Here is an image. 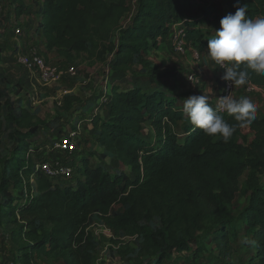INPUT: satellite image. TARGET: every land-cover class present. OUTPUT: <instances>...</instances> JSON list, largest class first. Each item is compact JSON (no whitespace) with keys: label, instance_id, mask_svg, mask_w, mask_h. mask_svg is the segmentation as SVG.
<instances>
[{"label":"trees","instance_id":"16d2710c","mask_svg":"<svg viewBox=\"0 0 264 264\" xmlns=\"http://www.w3.org/2000/svg\"><path fill=\"white\" fill-rule=\"evenodd\" d=\"M193 3L134 0L132 8L127 0H9L5 30L24 27L45 52L66 59L79 53L103 59L109 53L112 71L131 74L129 86L110 87L108 114L94 115L91 127L103 149L100 157L112 154L132 176L111 174L95 153L82 152L68 180L72 175L46 174L31 156L39 149L38 111L16 100L11 87L18 83L9 84L0 71V223L9 226L13 263L44 258L94 264L99 241L90 225L97 218L117 239L134 238L137 256L146 259L141 264H164L182 250L186 260L196 259L205 240L208 259L216 264H264V113L258 107L256 119L244 126L253 133L250 141L227 113L224 119L236 126L231 138L206 135L183 115L180 94L155 81L148 58L172 23L201 53L222 17L243 5L249 18L264 17V0H224V7L204 2L195 9ZM128 12L131 18L122 25ZM3 50L0 40V63ZM142 75L144 82L137 80ZM245 82L264 88V75L248 70ZM75 99L66 95L62 109L68 111ZM208 102L215 107V96ZM245 171L248 201L234 214L230 206Z\"/></svg>","mask_w":264,"mask_h":264},{"label":"rangeland","instance_id":"374dc122","mask_svg":"<svg viewBox=\"0 0 264 264\" xmlns=\"http://www.w3.org/2000/svg\"><path fill=\"white\" fill-rule=\"evenodd\" d=\"M127 2L133 8L134 0H127ZM193 2L194 9L198 6L200 7L204 2L212 5L217 4L222 7L221 0H193ZM8 4L9 0H0V40L3 44L9 45L8 50L10 52H12L13 45H16V51H18L24 50L26 46L35 44L47 62L61 69H65L71 64L77 68L75 76H63L47 84L41 81L33 71L24 69L17 60V57L12 60V69L16 73H24V77L21 80L15 77L18 80H15L18 83V87H11L12 93L17 95L16 100L20 101L21 105L37 109L40 118L39 122L42 125L40 130L34 135L35 145L39 149L33 150L31 156L36 158L38 162L48 161L51 164L58 162L64 169H71L82 152L83 154L93 152L97 157L102 156L103 149L95 141L91 119L97 114L103 117V114L106 113L107 116V104L112 93L110 87L112 85H118L120 88L129 86L131 74L129 72L127 74H117L112 71L109 67L111 59V54L109 53L103 59L90 56L86 53L73 54L71 59H66L55 53L45 52L41 42L38 41L39 38H33L24 27H20L19 30H3V26L6 25L7 20L2 17L5 15ZM130 18L131 13L128 12L122 20V25L127 24ZM26 19L30 21L32 17L29 16ZM175 29L179 30L177 23H172L169 28L171 33L167 37L159 39V46L148 51V58L152 66L156 68L151 75L155 81L157 79L163 82L169 91L180 94L182 99H186L189 95H206L209 98H213V89L217 88V94L223 88L224 80L219 79L223 75V72L209 57L207 50H205L204 54L199 52V59L197 60L194 59L196 49L189 47L187 44L183 46L182 53L173 51L172 42L177 37L176 32H174ZM118 31L119 29L115 31L116 35ZM178 38L182 37L178 35ZM114 40H116V37H114ZM208 62L211 66L209 70L213 75L212 80L210 79L211 74L209 73L208 66L205 65ZM167 71L168 73L165 75ZM204 72H207L210 78L204 79ZM144 77L145 75H142L137 80L144 82L142 81L145 80ZM15 81L11 80L8 82L9 84H13ZM142 85L145 86L144 83ZM185 86H188V89ZM193 87L195 89L191 90ZM17 88H19L18 91ZM201 92L202 94H200ZM68 94L77 96V99L72 101L70 109L65 111L61 106L64 97ZM231 96L233 98H240L241 96L251 98L264 113V91L248 92L245 90L244 83L235 84ZM69 133L73 134L71 137L74 148L70 150L57 148L56 143L59 142L63 135ZM242 133L246 136L247 141L253 138V133L248 127H244ZM148 134L145 128V137ZM150 136L148 137L149 139L152 138ZM8 153L9 151H1V154ZM100 158V161L107 166L111 174L127 172L132 176L129 167L123 166L112 154L106 153L105 157ZM73 172L71 171L70 175ZM247 173L248 171H245L239 177V190L236 192L230 206L234 214H238L248 201L249 189L244 185ZM74 177L75 174L68 180L74 179ZM260 182L261 184L264 183V174L260 176ZM10 190L13 193L16 192L15 188L10 187ZM151 225L156 226L157 222L154 221ZM8 227L5 223H0V264H15L12 259V249L15 245L10 241ZM90 229L99 241L94 264H141L143 261L145 262V258L137 256L135 250L136 241L133 237L117 239L109 227L101 224L97 218L90 225ZM204 244L206 249L201 251L203 255L200 254L198 258H188L189 261L192 260L189 262L184 257L187 253L182 250L172 255L168 260H165L164 264H216L214 262L215 258L213 260L208 259L210 258L208 240H205ZM35 264H59V262L40 258Z\"/></svg>","mask_w":264,"mask_h":264},{"label":"clouds","instance_id":"9594fccd","mask_svg":"<svg viewBox=\"0 0 264 264\" xmlns=\"http://www.w3.org/2000/svg\"><path fill=\"white\" fill-rule=\"evenodd\" d=\"M247 6L221 18L220 28L208 40L209 57L224 74L221 79L232 84H243L248 70L264 75V17L249 18ZM243 69V70H241ZM206 95H191L184 99L182 113L196 128L206 135L219 136L227 142L236 131L222 115L234 117L240 127L249 126L257 117L258 105L249 97L236 99L230 95L221 96L215 107L209 104Z\"/></svg>","mask_w":264,"mask_h":264},{"label":"built area","instance_id":"2783aa9c","mask_svg":"<svg viewBox=\"0 0 264 264\" xmlns=\"http://www.w3.org/2000/svg\"><path fill=\"white\" fill-rule=\"evenodd\" d=\"M17 30V29H16ZM174 32H176V38L172 42V48L175 52H183V49L186 44L184 38H178V35H181V30L175 29ZM195 60L199 59V52L195 50ZM16 57L19 63L23 66L24 69L33 71L35 74L38 75L41 81L44 83H51L52 81H55L63 76L73 77L76 75L77 68L75 65L71 64L68 65L65 69H61L58 66H55L45 60L43 55L41 54L40 50L37 46H30L25 48L24 50H19L16 52ZM216 64V63H215ZM216 66H218L216 64ZM219 67V66H218ZM219 69L224 74V69ZM191 78V77H189ZM245 84V90L248 92H260L264 91L263 87H259L257 85L246 83ZM235 84L230 85L229 82L223 81V88L221 91H219L215 96V102L218 101V99L223 95H232L233 88ZM72 133H69L67 135H64L60 138L59 142L56 143V147L61 150H70L73 149V143H72ZM40 169H42L46 174L50 176H70V172H73V169H64L62 165H60L58 162L55 164H51V162L43 161L40 163ZM110 229V228H109Z\"/></svg>","mask_w":264,"mask_h":264},{"label":"crops","instance_id":"0c3cea01","mask_svg":"<svg viewBox=\"0 0 264 264\" xmlns=\"http://www.w3.org/2000/svg\"><path fill=\"white\" fill-rule=\"evenodd\" d=\"M222 1V6L224 7V0H221ZM3 30H5L4 28H3ZM9 43V42H8ZM4 45V50H3V52H2V54H1V57H2V59H1V63H0V71H1V73L3 74V76L5 77V79L7 80V81H11V80H16L15 79V77H18V80L20 79H23V77H24V73L23 72H19V73H16V71L15 70H13L12 69V66H11V63H12V60L13 59H15L16 58V52H14V51H12V52H10L8 49H9V45L7 46L6 44H3ZM10 47H11V44H10ZM13 47H16L15 45H13ZM206 51L204 50V51H202V54H204ZM205 65H207L208 66V70L210 69V65H209V62L208 63H206ZM207 70V71H208ZM209 73L211 74V78L210 77H208L209 75L207 74V72H204V79L206 78H210L211 80L213 79V75H212V73L210 72V70H209ZM216 79V78H215ZM219 79H221V77H219ZM18 80H16V81H18ZM15 81V82H16ZM211 82V81H210ZM185 84H188V83H185ZM220 85V84H219ZM187 89H188V86H185ZM195 89V87H193L191 90H194ZM216 87L213 89V91H212V94H213V99H214V96H216ZM190 90V91H191ZM200 94H202V92L200 93ZM189 96H191V95H189ZM104 116H106V113H104L103 114Z\"/></svg>","mask_w":264,"mask_h":264}]
</instances>
